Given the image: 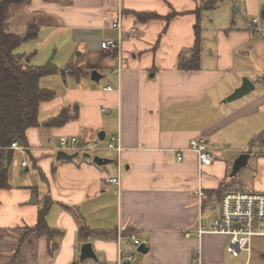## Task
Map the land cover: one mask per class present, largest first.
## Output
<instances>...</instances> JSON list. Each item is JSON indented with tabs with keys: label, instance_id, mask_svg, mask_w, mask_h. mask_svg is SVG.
I'll list each match as a JSON object with an SVG mask.
<instances>
[{
	"label": "crops",
	"instance_id": "0c3cea01",
	"mask_svg": "<svg viewBox=\"0 0 264 264\" xmlns=\"http://www.w3.org/2000/svg\"><path fill=\"white\" fill-rule=\"evenodd\" d=\"M204 2L212 5L210 0H31L17 10L14 27L40 26L34 39L39 48L30 54L36 58L40 47L53 51L49 59L55 66L73 65L75 71L67 70L68 78L58 84L62 92L40 105L42 124L28 130V145L21 144L28 149L14 150L15 163L18 157L20 168L36 180L12 185L10 167L9 188L0 191V264H117L119 246L130 251L133 235L148 248L138 264H225L229 238L200 237L198 231L209 230L213 202L229 191L248 190L241 179L230 181L229 172L264 133V38L253 25L260 18L264 26V0H223L214 10L201 9ZM119 8L123 30L133 38L114 56L101 43L118 38L111 24ZM232 9L242 15L234 16ZM198 37L197 67L180 70L181 54L187 55ZM94 70L102 76L99 82L91 79ZM245 77L255 90L227 102ZM67 107L66 125L45 126ZM61 136H78L101 148L116 137L123 151L119 157L109 149L96 151L113 161L101 166L94 163L96 152L57 161L54 148ZM195 138L217 148L201 176L197 156L187 150ZM181 151L184 158L178 161ZM258 165L263 172L250 191L264 192V156ZM112 178L120 185L106 182ZM47 198L48 225L63 232L53 254L47 238L27 233ZM84 225L97 232L117 230L114 237H89L98 260L80 262L87 241L78 233Z\"/></svg>",
	"mask_w": 264,
	"mask_h": 264
},
{
	"label": "trees",
	"instance_id": "16d2710c",
	"mask_svg": "<svg viewBox=\"0 0 264 264\" xmlns=\"http://www.w3.org/2000/svg\"><path fill=\"white\" fill-rule=\"evenodd\" d=\"M222 1L210 0L212 5L209 6L204 2L201 9L214 10ZM30 3L31 0H0V191L9 188L8 175L16 153L11 148L12 144L18 141L28 145V130L40 127L42 124L39 120L40 105L56 97L55 91L42 86L44 79L59 73V68L54 65V62L49 61L43 66H34L31 65L32 54L18 53L22 44L37 38L40 26L33 22L28 23L24 35L11 31L13 22L19 15L17 10ZM138 16L142 20L153 17ZM201 53L202 46L198 37L196 46L187 55L181 54L179 69L186 72L195 69L200 61ZM65 70L75 71V67L72 65ZM262 82L264 83V76ZM70 110L71 107L62 109L58 116L47 120L45 126L63 127L71 119L67 117ZM255 143L264 146V133L254 139L250 146L252 147ZM27 153L30 156V153ZM50 207L51 201L47 198L39 212L37 225L28 227L27 233H36L40 237L47 238L53 254L58 248L56 239L61 238L63 232L48 225L46 216ZM116 233V229L97 232L84 225L79 229L78 234L82 242L88 243L92 239L89 238L91 236L114 237ZM262 257L264 259V254Z\"/></svg>",
	"mask_w": 264,
	"mask_h": 264
},
{
	"label": "built area",
	"instance_id": "2783aa9c",
	"mask_svg": "<svg viewBox=\"0 0 264 264\" xmlns=\"http://www.w3.org/2000/svg\"><path fill=\"white\" fill-rule=\"evenodd\" d=\"M123 12L119 8L116 21L112 22V28L118 30L119 36L117 39H107L101 43L103 51L120 56L122 46L126 40H131L133 35L125 32L122 27ZM254 31L264 38V26L261 24L260 18L253 20ZM119 77L122 74V65L119 64ZM112 91L111 87L106 89ZM103 111L108 114V109L103 108ZM118 139L113 137L107 148H101L98 144L82 143L78 136H61L57 147L54 148L56 153L65 152L68 154L75 153H91L102 150H112L118 153V157L123 151L120 145H115ZM60 147V148H59ZM11 148L17 151L27 150L20 142L16 141ZM188 151L193 152L198 159L199 174L203 173L204 168L209 167L214 162V152L216 147L208 143L203 138L192 139L189 143ZM182 151L178 153V161L183 160ZM27 162L22 163V168H26ZM107 183L120 185L119 178L106 180ZM202 196V194H200ZM209 209L211 211L210 229L206 231L205 227L201 226L198 235L201 237L206 233L213 235H226L230 237L227 246V252L234 258H238L245 253L248 256L252 253L253 240L255 238L264 237V192L240 190L229 191L225 193L217 202H213ZM118 234H121L120 232ZM186 238L191 237V233L185 234ZM121 239V236L119 240ZM132 241V249L124 251L121 246L118 248L119 259L117 264H138L137 253H140L139 248L142 245L146 246V242L137 236L130 238ZM141 254V253H140Z\"/></svg>",
	"mask_w": 264,
	"mask_h": 264
},
{
	"label": "rangeland",
	"instance_id": "374dc122",
	"mask_svg": "<svg viewBox=\"0 0 264 264\" xmlns=\"http://www.w3.org/2000/svg\"><path fill=\"white\" fill-rule=\"evenodd\" d=\"M228 3H230V1H228ZM231 11H233V15L234 16H241L242 14H235L234 10L232 9ZM223 12H217V15H223ZM228 16L227 13H225V15L223 17H218L217 18V22L218 23H222L223 20ZM11 31H13L14 33L17 34H22L24 35V33L26 32V28L25 27H14L12 25ZM261 37V36H260ZM38 41L36 40H32L30 42H28V44H25L23 46V48H20L18 50V53L21 54H25V55H30V53H34L36 52V50H38ZM29 49L26 50V49ZM53 52V51H52ZM50 50H47V54L41 49L40 47V53H38L39 55L35 58H32L31 61V65L34 66H43L45 65L47 62L51 61L49 58L51 56H49L50 53H52ZM60 55L57 57V59H60ZM107 73H105V77L101 80V85L106 82V78H107ZM62 77L63 78H68L65 67L64 68H59V73H57L56 75H52L50 77H47L43 82H42V86L46 87V88H50L51 90L56 92L57 94H60L62 92L61 89H58V84L59 85H63L62 84ZM246 78V77H245ZM66 81V80H65ZM44 113H41V116H44ZM60 148V147H59ZM28 149V148H27ZM250 151V149H248V152ZM92 155L94 156H103L104 157V153H93ZM249 155V159H248V163L247 165L243 166L240 171L238 172L237 175L235 176H231L233 173V169L231 170V172H229V180L233 181V179H237L238 181L241 179L242 181L239 182V184H241L243 186V188L248 189V190H256L255 185H254V180H259L261 178V173L263 171H261L260 173V168H258V160H260L263 156H264V146H262L261 144L257 145L256 147H254L252 149L251 152L248 153ZM102 158V157H101ZM15 160H17V162L11 165V170H10V179H11V184H20L21 182H23L24 180H29V181H35L36 179L33 178L32 173H26L24 172V170H22L20 168V159L17 157ZM33 171V169L31 168V172ZM207 172V171H206ZM205 172V174H206ZM233 184V183H232ZM244 190V189H243ZM34 202V201H33ZM207 229H210L209 227ZM225 237L229 238L230 241V237L226 236V235H222ZM228 241V243H229ZM253 248H252V253L251 255H247L245 253L241 254L240 257L238 258H234L232 255H230L227 252V247H226V258H225V264H264V259L262 257V254H264V237L263 238H255L253 240ZM228 246V244H227ZM132 249V248H131ZM141 255L140 253H137V256ZM91 261V260H90ZM85 264H95V262H86Z\"/></svg>",
	"mask_w": 264,
	"mask_h": 264
},
{
	"label": "water",
	"instance_id": "95a60500",
	"mask_svg": "<svg viewBox=\"0 0 264 264\" xmlns=\"http://www.w3.org/2000/svg\"><path fill=\"white\" fill-rule=\"evenodd\" d=\"M101 75L100 73H98V71L94 70L91 74V79L92 81H96L99 82L101 79ZM255 90V84L249 80L248 78H244L243 79V83L241 85V87H239L238 89H236L234 91V93L227 99V102H234L237 101L241 98H243L244 96L250 94L251 92H253ZM80 154L79 153H75V154H68L65 152H58L57 153V161H62V160H71L73 158H77ZM84 157H91V154L89 153H85L83 155ZM248 159H249V155L248 154H242L234 163V167H233V173H232V177L237 175L238 172L240 171V169L247 165L248 163ZM112 160H106L103 159L99 156H96L94 158V163L97 165H104V164H109L112 163ZM139 251L142 254H147L148 253V248L145 245H142L139 248ZM88 259H94V260H98V257L93 249V246L91 243H85L82 248H81V256H80V262H84L85 260Z\"/></svg>",
	"mask_w": 264,
	"mask_h": 264
}]
</instances>
